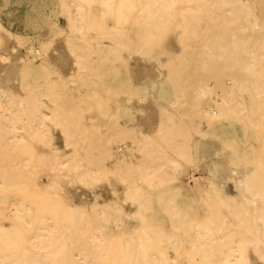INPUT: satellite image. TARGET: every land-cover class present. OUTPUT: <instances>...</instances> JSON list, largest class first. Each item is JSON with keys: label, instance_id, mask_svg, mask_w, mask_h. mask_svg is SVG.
I'll use <instances>...</instances> for the list:
<instances>
[{"label": "bare ground", "instance_id": "1", "mask_svg": "<svg viewBox=\"0 0 264 264\" xmlns=\"http://www.w3.org/2000/svg\"><path fill=\"white\" fill-rule=\"evenodd\" d=\"M0 264H264V0H0Z\"/></svg>", "mask_w": 264, "mask_h": 264}, {"label": "rangeland", "instance_id": "2", "mask_svg": "<svg viewBox=\"0 0 264 264\" xmlns=\"http://www.w3.org/2000/svg\"><path fill=\"white\" fill-rule=\"evenodd\" d=\"M22 52H23V51H22ZM23 53H24V52H23ZM191 172H192V173H191ZM191 172H190V173L192 174V177H193V178H198L199 175H200V172H198V171H196V172H195V171H191ZM191 174H190V175H191Z\"/></svg>", "mask_w": 264, "mask_h": 264}]
</instances>
